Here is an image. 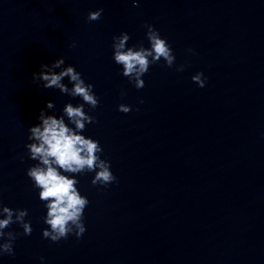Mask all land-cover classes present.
Returning <instances> with one entry per match:
<instances>
[{
  "label": "water",
  "instance_id": "95a60500",
  "mask_svg": "<svg viewBox=\"0 0 264 264\" xmlns=\"http://www.w3.org/2000/svg\"><path fill=\"white\" fill-rule=\"evenodd\" d=\"M145 21L186 66L153 63L137 88L112 58V35L147 45ZM60 55L94 84L97 120L84 131L118 180L104 188L81 175L86 231L51 241L25 141L47 100L58 112L80 99L33 81ZM0 200L32 222L0 264H264V0H0Z\"/></svg>",
  "mask_w": 264,
  "mask_h": 264
},
{
  "label": "clouds",
  "instance_id": "9594fccd",
  "mask_svg": "<svg viewBox=\"0 0 264 264\" xmlns=\"http://www.w3.org/2000/svg\"><path fill=\"white\" fill-rule=\"evenodd\" d=\"M132 3L138 4L139 0H132ZM102 12V7L90 8L86 18L99 19ZM143 27L147 45L143 40L128 44L131 34L126 30L113 33L111 44L112 58L121 65V74L137 88L144 86L143 74L153 63L174 66L177 71H182L186 66V63L174 64L175 51L159 28L148 21L144 22ZM75 44L73 40L70 46ZM188 51L195 53L196 50L190 46ZM32 78L45 88H58L62 93L80 98L75 103L65 101L58 112L55 101L47 100L45 107L39 110L37 122L27 126L25 141L26 155L34 161L27 166L26 175L42 201V220L47 225L41 229L42 236L59 241L74 233L79 238L86 231L84 213L90 202L88 195L79 187L80 176L86 172L93 173L91 184L104 188L118 180L111 160L102 155L104 148L99 139L84 131L89 123L97 120L91 109L99 104L100 99L94 91V84L84 78L75 64L66 63L63 55L50 63L42 62L39 70L33 71ZM191 79L202 87L208 77L203 69H198L191 74ZM124 94L122 90L121 95ZM139 102L143 103V97ZM117 107L128 112L133 105L122 101ZM18 155L20 160L25 158L24 153ZM28 214L27 207H13L0 200V255H14L17 237L31 234L32 222L26 219ZM14 223L19 225L22 232L10 227ZM39 259L41 262L46 260L43 255Z\"/></svg>",
  "mask_w": 264,
  "mask_h": 264
}]
</instances>
